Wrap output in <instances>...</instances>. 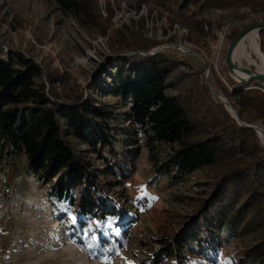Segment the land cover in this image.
Wrapping results in <instances>:
<instances>
[{"label":"trees","instance_id":"16d2710c","mask_svg":"<svg viewBox=\"0 0 264 264\" xmlns=\"http://www.w3.org/2000/svg\"><path fill=\"white\" fill-rule=\"evenodd\" d=\"M92 33L111 35L114 57L104 66L110 82L94 83L105 96L122 101L125 119L146 137L151 159L161 161V147L167 149L162 169L182 180L205 170L207 196L199 200L191 215L178 230L165 234L154 264H199L197 251L209 254L221 233L237 234L238 228L253 233L251 245L236 256L238 264H264V144L257 132L239 124L220 103L222 116L214 120L196 113L186 96L170 95L175 89L170 79L180 62L169 54L142 55L159 46L156 40L144 41L130 25L112 28L114 13L103 19L96 0H47ZM150 0H139L138 8ZM171 11L191 33L205 34L211 21L191 13V0H153ZM199 0H194L198 2ZM251 3L264 6V0H205L202 8L227 9ZM176 19V20H174ZM143 21V20H142ZM221 23L216 28L221 29ZM241 33L235 28L227 36L231 42ZM264 36V30L261 31ZM264 51V41L261 40ZM0 44V153L12 158L25 155L29 169L49 186L51 200L62 208L75 209L90 237L96 231L92 217H117L121 208L104 194L105 186L118 187L129 179L128 159L117 150L113 139L119 134L109 102L85 99L74 93L70 102H62L57 84L63 76L48 72L25 55L14 53L5 60ZM187 64V63H185ZM46 73L49 87L39 83ZM254 86H260L255 84ZM247 125L261 122L264 129V92L250 85L235 84L234 92L217 87ZM137 134H127L123 147L133 146ZM71 138L90 148L105 169L98 174L95 163L86 159ZM109 153V158L105 156ZM128 153V152H127ZM135 156L136 152H131ZM99 177L106 181L102 184Z\"/></svg>","mask_w":264,"mask_h":264},{"label":"rangeland","instance_id":"374dc122","mask_svg":"<svg viewBox=\"0 0 264 264\" xmlns=\"http://www.w3.org/2000/svg\"><path fill=\"white\" fill-rule=\"evenodd\" d=\"M170 1L175 7L176 0ZM96 2L103 19L109 17V10L113 11L112 28L130 25L142 34L144 41L159 42V46L148 53L159 51L180 62L170 79L176 88L168 94L187 95L201 117L214 120L222 116L221 101L216 93L223 94L217 87L233 93L235 84L243 83L233 78L227 65L226 53L231 44L227 36L235 28L242 31L264 23V6L250 2L245 6L205 10L202 8L205 0H191V13L196 12L198 19L204 18L215 25L213 28L205 26L206 33L200 34L191 33L177 21H170V17L175 18L171 11L153 0L141 5L143 14L140 16L134 13L139 0ZM218 23L221 29L216 28ZM261 40L264 41V36L259 32V44ZM112 43L110 34L88 33L74 18L62 14L55 3L0 0V44L7 55L5 60L20 53L44 66L46 71L61 74L63 80L56 86L62 102L72 101L73 94L79 92L85 99L112 104L117 120L114 126L119 132L113 141L132 170V175L123 179L122 185L105 186L104 194L118 202L121 211L111 227L107 226L109 217H92L96 231L93 239L89 233L85 234L80 214L75 209L62 208L51 200L50 185L30 171L25 155L12 158L6 152L0 153V264H104L105 257L109 264H154L164 235L178 230L195 204L207 196L202 186L208 181L205 170L182 180L166 173L162 164L167 149L157 150L161 161L155 163L146 147L144 134L138 133V129L125 119L127 108L122 107V101L111 95L104 97L96 87V76L101 78L102 85L110 82L104 66L109 68L107 63L114 57ZM247 49L253 61L245 55L241 57L242 63L257 72L261 60L249 43ZM38 82L49 87L46 73ZM244 84L264 87L262 81L256 80ZM254 126L263 129L261 122ZM129 133L138 136L134 137L133 146L123 147ZM71 140L86 159L95 163L100 174L105 169L102 161L90 153L89 147L74 138ZM131 152L136 155L131 156ZM105 156L110 157L109 153ZM99 181L105 184L113 180L99 177ZM72 217L76 218L75 224ZM252 242L253 233L238 228L234 235L221 233L208 255L198 250L193 256L199 264H223L225 261L238 264L235 256Z\"/></svg>","mask_w":264,"mask_h":264},{"label":"bare ground","instance_id":"6f19581e","mask_svg":"<svg viewBox=\"0 0 264 264\" xmlns=\"http://www.w3.org/2000/svg\"><path fill=\"white\" fill-rule=\"evenodd\" d=\"M259 32L260 28L258 26L253 28L252 30L248 31L234 46L232 61L235 66L230 68V72L233 78H235L239 82H250L254 76V74L249 71L250 68L248 69V67H246L241 60V57L247 55L248 58L253 61L250 53L248 52L249 50L247 49V43H249L255 55L259 56L261 60V63L258 65L259 68L257 73L264 75V53L261 50L260 44L258 42ZM182 51L186 52L184 49ZM262 82L264 83V80ZM222 98L225 99L224 96H222ZM229 111L232 116L235 115L233 110L230 109Z\"/></svg>","mask_w":264,"mask_h":264},{"label":"water","instance_id":"95a60500","mask_svg":"<svg viewBox=\"0 0 264 264\" xmlns=\"http://www.w3.org/2000/svg\"><path fill=\"white\" fill-rule=\"evenodd\" d=\"M259 27L260 28V32L264 30V23H257L255 25H252V26H249L247 28H245L244 30L241 31V33L231 42V44L228 46V49H227V53H226V61H227V65L229 67V70L230 68H232L233 66H235V64L233 63L232 61V53H233V49H234V46L242 39V37L250 30H252L253 28L255 27ZM159 53L158 52H153V53H147V55H155ZM249 69V68H248ZM249 71L254 74L252 80H256L258 82H261L264 80V75L262 74H258L257 72H254L252 70L249 69ZM243 83H247V82H243ZM213 90V89H212ZM214 91V90H213ZM216 93V91H214ZM219 100L221 101V103L227 108V110L229 111L230 109L234 111V114L233 117L235 119L238 120V122L241 124V125H245V126H248V127H251L253 128L257 134L259 135V137L262 139V142L264 144V130L262 128H259L257 126H254V125H247L245 123H243L239 117V113L232 107V105L230 104V102L225 98L223 99L221 95H219L218 93H216ZM230 108V109H229ZM230 112V111H229Z\"/></svg>","mask_w":264,"mask_h":264},{"label":"snow or ice","instance_id":"6c2138e0","mask_svg":"<svg viewBox=\"0 0 264 264\" xmlns=\"http://www.w3.org/2000/svg\"><path fill=\"white\" fill-rule=\"evenodd\" d=\"M71 219H72V223L75 224L76 223V218L72 217ZM116 219H117L116 217H109L108 220H107V226L111 227L115 223ZM90 231H91V226H89V228L86 230L85 234L87 235V233L90 232ZM94 238L95 237H93V239ZM108 251H111V249H108ZM104 264H109L107 257H105ZM223 264H231V262L230 261H225V262H223Z\"/></svg>","mask_w":264,"mask_h":264},{"label":"built area","instance_id":"2783aa9c","mask_svg":"<svg viewBox=\"0 0 264 264\" xmlns=\"http://www.w3.org/2000/svg\"><path fill=\"white\" fill-rule=\"evenodd\" d=\"M144 8H145V6H144ZM143 12H144V11H143ZM134 13H135L136 16H140L141 14H143L141 8H140V9L137 8L136 11H135ZM146 17H147V16H146ZM250 87L259 88L260 90H262V91L264 92V87H262V86H250Z\"/></svg>","mask_w":264,"mask_h":264}]
</instances>
